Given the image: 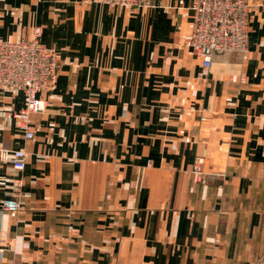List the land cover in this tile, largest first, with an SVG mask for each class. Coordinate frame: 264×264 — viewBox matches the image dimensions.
<instances>
[{"label":"crops","instance_id":"crops-1","mask_svg":"<svg viewBox=\"0 0 264 264\" xmlns=\"http://www.w3.org/2000/svg\"><path fill=\"white\" fill-rule=\"evenodd\" d=\"M192 1L0 0L1 39L39 26L58 55L32 138L0 89V147L26 153L0 160V264H264V0H246V50L209 68Z\"/></svg>","mask_w":264,"mask_h":264},{"label":"built area","instance_id":"built-area-1","mask_svg":"<svg viewBox=\"0 0 264 264\" xmlns=\"http://www.w3.org/2000/svg\"><path fill=\"white\" fill-rule=\"evenodd\" d=\"M94 1L111 6H152V0ZM190 8L191 27L186 44L188 53L199 57L203 68L210 67L214 53L246 50L250 11L246 0H193ZM40 33V27L36 26L29 38H0V89L22 92L23 106L13 116L27 139L34 135L32 115L46 108L47 102L41 92L56 88L58 55L54 48L39 41ZM25 156L23 148L0 147V160L9 162L15 168L24 166ZM199 163L200 160H197L192 167L197 181L207 183L218 176L217 173L203 171ZM20 188L18 181L12 196L2 201L4 210L19 209Z\"/></svg>","mask_w":264,"mask_h":264}]
</instances>
